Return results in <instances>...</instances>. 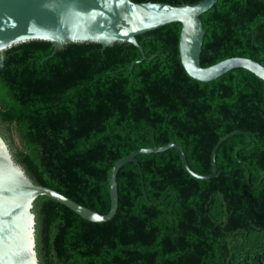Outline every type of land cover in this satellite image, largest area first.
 I'll list each match as a JSON object with an SVG mask.
<instances>
[{"label":"trees","instance_id":"1","mask_svg":"<svg viewBox=\"0 0 264 264\" xmlns=\"http://www.w3.org/2000/svg\"><path fill=\"white\" fill-rule=\"evenodd\" d=\"M201 18L204 66L232 56L264 65V0H218ZM180 33L172 22L137 35L144 60L130 42L55 50L31 40L0 52V134L16 160L34 182L101 213L122 157L176 142L208 175L230 135L207 178L175 147L124 164L106 222L39 196V264H264V79L245 68L192 77Z\"/></svg>","mask_w":264,"mask_h":264},{"label":"water","instance_id":"2","mask_svg":"<svg viewBox=\"0 0 264 264\" xmlns=\"http://www.w3.org/2000/svg\"><path fill=\"white\" fill-rule=\"evenodd\" d=\"M218 0L175 5L166 2L134 0H0V52L26 41L49 40L55 50L71 42H96L103 46L130 42L147 58L137 35L172 22L181 23L180 57L188 73L201 81L218 78L235 68H245L264 79V65L250 57L232 56L212 65L202 64L206 29L201 15ZM153 57V56H152ZM151 57V58H152ZM139 60V61H141ZM230 136V135H229ZM214 170L202 175L190 166L184 149L176 142L136 149L119 159L109 175L111 207L104 214L77 202L66 194L33 181L19 163L7 140L0 134V264H39L36 249L35 200L45 195L71 208L83 218L106 222L119 204L118 173L137 155L179 149L184 165L195 176L207 178L218 170L216 152Z\"/></svg>","mask_w":264,"mask_h":264}]
</instances>
